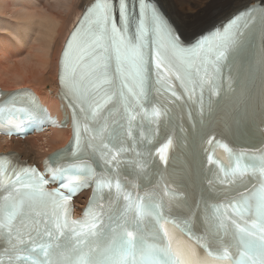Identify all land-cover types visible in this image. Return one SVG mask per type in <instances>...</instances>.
Returning a JSON list of instances; mask_svg holds the SVG:
<instances>
[{"label": "snow or ice", "instance_id": "obj_1", "mask_svg": "<svg viewBox=\"0 0 264 264\" xmlns=\"http://www.w3.org/2000/svg\"><path fill=\"white\" fill-rule=\"evenodd\" d=\"M255 16L264 18V0H246L226 25L186 41L156 0H90L70 34L60 65L62 92L73 120L67 162L74 168L82 163L83 169L76 180L46 191L43 185L49 181L35 167H5L0 162V230H6L0 231V237L9 245L4 249L7 260L0 258V264H205L182 259L173 249L172 236L165 227L171 225L206 248V243L201 244L205 235L197 234L194 219L171 216L155 190L137 195L134 200L131 193H123L125 213L117 215L112 201L120 199L122 185L119 180L115 182L114 195L112 180L105 179L104 173L120 169L122 161L117 156L128 151L125 140L133 137L132 121L136 120L128 109H139L147 115L146 104L151 102L153 89L165 94L171 91V96L179 99L172 88L173 79L184 87L189 100L199 89L203 106L205 86L213 91L219 87L222 67L245 42L246 33L241 30L244 26H234L241 17L247 23ZM113 99L123 103L128 124L116 121L114 127L105 126L89 135V122L96 121L98 113L103 119V110ZM100 132H107V143L104 137L97 139ZM170 143L156 149L165 163ZM208 144L212 145L211 139ZM216 146L229 152V164L219 172L207 169L212 174L209 185L218 188L216 195L223 202L214 205V212L205 205L204 233L221 244L225 237H231L233 243L224 248L223 255L229 256V248L234 247L239 255L234 264H264V159L258 164L243 163L244 153L231 152L219 141L205 151ZM136 154L145 168L153 164L148 145ZM89 160L100 166V173L87 163ZM206 160L208 165L215 164L211 155ZM249 168L259 188L251 178L246 180ZM65 171L63 167L52 170L53 181ZM85 185H95L85 218L69 220L70 201ZM129 212L133 213L131 219L127 218ZM136 217H153L159 225L151 232L152 243L145 239ZM17 220L18 225L14 223ZM129 225L135 230H129Z\"/></svg>", "mask_w": 264, "mask_h": 264}, {"label": "bare ground", "instance_id": "obj_2", "mask_svg": "<svg viewBox=\"0 0 264 264\" xmlns=\"http://www.w3.org/2000/svg\"><path fill=\"white\" fill-rule=\"evenodd\" d=\"M156 1L186 41L192 40L218 23L198 33L205 27L202 25L203 22L223 17L220 22L241 8L229 15L227 13L244 6L246 2V0ZM89 2L90 0H21L19 5L10 8L7 0H0V24H5L3 28L7 31L4 32L0 25V86L9 92L31 88L42 97L49 109L57 111L59 105L54 96L59 92L58 73L63 46ZM2 31L4 33H1ZM26 53L27 55H24ZM261 59L257 62H248L246 76L239 84L237 93L232 96V98L236 96L232 102V110L221 121L222 127H228L234 121L235 112L241 114L240 121H236L234 131L229 134L237 145L251 147L258 145L259 135L251 118L253 113L264 105L263 53ZM241 94L243 99H240ZM70 138V130H51L25 140L7 141L0 138V154L14 152L30 164L41 167L47 154L66 146ZM215 144L216 142H212V145L206 143L202 149H212ZM210 151L229 163V152L224 148L216 146ZM180 169L182 184L180 189L186 183L194 184L198 178L199 164L194 162L193 152L189 153L188 161L182 163ZM89 196L90 192L79 196L76 199L77 206L82 208Z\"/></svg>", "mask_w": 264, "mask_h": 264}, {"label": "rangeland", "instance_id": "obj_3", "mask_svg": "<svg viewBox=\"0 0 264 264\" xmlns=\"http://www.w3.org/2000/svg\"><path fill=\"white\" fill-rule=\"evenodd\" d=\"M20 3H21V0H12V2H11V0H7V5H9L10 8H13V7L16 6V5H19ZM242 7H243V6H242ZM242 7L240 6V7H238L237 9H234V10L231 11L230 13H227V15H229V14L235 12L236 10H238L239 8H242ZM227 15H224V17L227 16ZM221 18H223V17H220V19H221ZM220 19H217V20H216V19H210V20H207V21L203 22L202 25H205V27H203L202 29H200V31H198V33L201 32V30H205L206 28L212 26L214 23L216 24L217 22H219ZM214 20H215V21H214ZM0 23H1V20H0ZM0 25H2V24H0ZM4 26H5V24L1 26L3 31H4V29H5V28H3ZM1 27H0V28H1ZM6 27H7V25H6ZM0 30H1V29H0ZM3 31H2L1 33H4V32L7 33V31H4V32H3ZM196 34H197V33H196ZM24 55H27V53L24 54ZM65 147H66V146H64V147H60V148H58V149H55L54 151L49 152V153L47 154L46 157L53 155L54 153H56L57 151H59V150H61V149H64ZM8 153H9V152H8Z\"/></svg>", "mask_w": 264, "mask_h": 264}]
</instances>
